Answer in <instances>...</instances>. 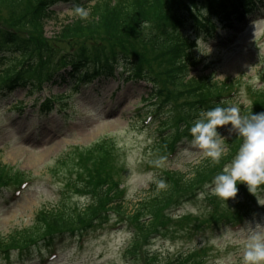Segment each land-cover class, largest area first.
<instances>
[{
  "label": "trees",
  "instance_id": "obj_1",
  "mask_svg": "<svg viewBox=\"0 0 264 264\" xmlns=\"http://www.w3.org/2000/svg\"><path fill=\"white\" fill-rule=\"evenodd\" d=\"M91 1L0 0V12L4 9L7 14L0 16L3 21L0 20V96L13 86L24 88L28 95H40L43 88L68 80L69 92H72L80 77L93 78L98 73L113 75V70L123 64L127 67L125 79L138 81L140 78L151 82L145 97L153 102L154 121L150 129L152 135L157 136L156 146L165 156L178 137L189 134L201 111L232 105L233 97L224 98L231 95L234 82L191 74V68L197 66L199 60L198 50L188 36L200 29L207 33V23L214 22L210 13L223 10L234 0H94L90 4ZM61 2L83 8L90 4L89 16L63 23L56 40L51 42L43 31L45 21L55 13L51 7ZM237 2L247 3L248 0ZM156 19H161L162 23ZM148 25L153 32L146 36L144 28ZM22 30H26L24 36ZM54 42L63 48H58L60 46H55ZM69 48L73 51H64ZM247 91L251 94L253 110L264 106V102L260 104L256 100V97L264 99V86L262 90L251 88ZM65 95L45 98V101L50 103ZM180 96L185 100L177 108V101L182 100ZM23 102L17 101L14 108L21 109ZM60 102L63 107L68 106ZM237 137L227 143L217 163L205 157L189 172L156 170L155 181L142 190L144 195L133 204L124 198L122 177L119 176L121 180L113 177V174L117 176L114 163L119 153L116 149L109 144L96 145L89 150L72 147L67 155L58 157L51 175L71 173V170L64 171L67 164L77 166L80 173L68 176L56 203L41 208L32 225L0 238V247L22 251L39 239L48 241L56 235L86 229L92 223L113 218L107 215L112 212L117 221H127L133 228L128 251L147 258L144 254L149 257L148 251L141 250L139 241H149L161 229H168L173 220L170 212L205 191L235 155L241 144ZM21 178V173H13L7 165H0V184H10L13 179L19 181ZM161 180L163 186L159 183ZM70 190L89 194V197L84 203L69 202ZM99 210H103L102 214ZM226 216V212L216 208L209 213L206 222H220ZM207 250L196 245L160 264H191L197 258L202 260Z\"/></svg>",
  "mask_w": 264,
  "mask_h": 264
},
{
  "label": "rangeland",
  "instance_id": "obj_2",
  "mask_svg": "<svg viewBox=\"0 0 264 264\" xmlns=\"http://www.w3.org/2000/svg\"><path fill=\"white\" fill-rule=\"evenodd\" d=\"M93 3L94 0L90 4ZM90 4L84 8L88 9ZM74 7L70 2H61L53 6L55 13L45 21L43 30L45 37L51 39V42L56 40L57 32L63 23L66 24L76 18L73 14ZM3 15L7 16L4 9L0 12V16ZM0 20L2 21L1 18ZM155 21L162 23L161 19ZM25 31H21L22 36ZM152 32L151 25L145 26L146 36ZM219 33L222 42L199 41L198 59L205 56L197 66L191 68V74H204L216 80L234 82L239 89L234 94L232 105L238 107L241 115L256 113L257 109H252L251 94L247 89L251 86L259 90L264 86L262 77L264 12H260L257 16L246 15L232 29L219 27ZM222 44H224L223 49L219 47ZM54 45L63 48L61 44L54 42ZM64 51L70 53L73 48ZM207 61H213V66L207 67ZM121 69H117L114 79L101 81L95 78V82L87 84L79 93L70 95L67 102L72 107L65 115L56 111L44 114L39 109L43 99L36 103L35 98L38 94L33 97L27 96L26 91L21 87L0 101V163L8 165L13 173H21L23 179L29 182L26 187H21L22 184L17 186L19 182L13 179L7 188L0 189V238H5L12 231L32 225L36 213L41 208L56 203L68 176H76L80 173L77 166L67 164L64 171L71 170V173L64 172L53 177L51 175V169L58 157L67 155L72 147L78 146L89 150L96 145L109 144L111 148L116 149V153H119L114 163L117 176L113 174V177L116 180L122 177L121 186L125 188L124 198L129 204L136 203L138 198L144 195L142 190L148 189L155 181L156 170L165 168L189 172L194 165L205 159L202 151L191 145L192 138L188 137H183L176 142L177 144L175 143L176 150L172 156L161 153L156 146L157 136H153V131L150 129L152 123H145L144 118L141 117L149 113L151 108L152 103L143 100L151 84L143 80L135 84L123 83ZM63 88L64 86L56 84L50 90L44 89L41 95L46 97L49 93L63 91ZM180 97L182 100L177 101V108H180V103L185 100L184 97ZM261 98L256 97L260 104L264 102ZM22 99H25V105L22 107L24 109L11 111L10 104ZM182 105L184 107L185 104ZM184 108L187 106L185 105ZM228 127L224 126L220 132L224 137L222 140L224 151L231 139L238 138L235 132L228 131ZM189 135L191 136L190 131ZM18 175L16 177L20 178ZM212 187L207 188L211 193ZM19 188L22 193L15 195ZM255 193L257 203L259 201L264 204V191H255ZM237 195L240 197V194ZM11 197L16 200H11ZM213 197L212 202L208 194L199 193L195 199L192 198L191 201L183 203L180 207L177 206L170 212L174 222L172 221L168 229H161L152 235L149 241H139L141 250L148 251L149 257L144 254L147 258H143L141 253L138 257L128 251L133 228L127 221H117L114 213L110 212L113 218L110 217L105 220L106 223L99 225L103 228L89 230L85 239L56 243L51 249L57 250V258L55 256L52 259L47 258L49 248H45L42 252L43 256H38L36 253L38 248L34 247L27 260L25 257L22 258L18 251L12 250L11 260L8 263L5 260L7 254H0V264H160L163 260L173 258L196 245L208 249L207 254L202 260L197 258L191 264H240L242 244L233 243L232 237L239 234L243 238L249 229L264 231V210L246 215L240 227L223 221L208 224L206 220L212 204H218L220 209L227 208L226 213L229 216L236 210L233 205L236 197L227 201L214 194ZM86 198L85 195L71 190L68 194L69 202L84 203ZM258 205L264 209V205L259 203ZM99 211L101 213L103 210ZM46 258L47 263H43L42 260Z\"/></svg>",
  "mask_w": 264,
  "mask_h": 264
},
{
  "label": "clouds",
  "instance_id": "obj_3",
  "mask_svg": "<svg viewBox=\"0 0 264 264\" xmlns=\"http://www.w3.org/2000/svg\"><path fill=\"white\" fill-rule=\"evenodd\" d=\"M73 14L86 19L89 10L75 6ZM222 126H229L230 133L235 132L242 138L230 163L212 180V193L227 201L236 197L238 184H244L252 194L257 186L264 184V111L244 116L235 105L201 111L189 129L192 136L190 143L212 163H217L224 152V137L218 131ZM159 183L161 186L164 184L162 180ZM232 242L242 244L240 264H264V231L249 229L243 238L239 234L234 235Z\"/></svg>",
  "mask_w": 264,
  "mask_h": 264
}]
</instances>
